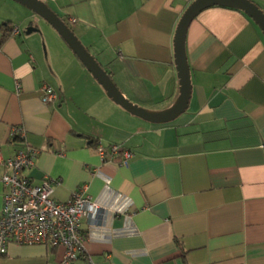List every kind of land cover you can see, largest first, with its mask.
I'll use <instances>...</instances> for the list:
<instances>
[{"label": "crops", "instance_id": "crops-1", "mask_svg": "<svg viewBox=\"0 0 264 264\" xmlns=\"http://www.w3.org/2000/svg\"><path fill=\"white\" fill-rule=\"evenodd\" d=\"M42 1L132 103L156 113L178 101L174 39L187 0ZM251 1L264 11V0ZM185 45L188 107L155 123L115 103L45 19L0 0V152L21 148L12 137L21 127L39 150L27 174L36 184L58 179L57 200L86 186L93 199L133 201L137 234H94L103 224L121 230L124 215L83 219L94 264H264V32L243 10L213 5L192 20ZM43 85L55 90L53 102L43 101ZM99 141L134 157L103 160ZM64 252L11 243L0 264H59Z\"/></svg>", "mask_w": 264, "mask_h": 264}, {"label": "built area", "instance_id": "built-area-1", "mask_svg": "<svg viewBox=\"0 0 264 264\" xmlns=\"http://www.w3.org/2000/svg\"><path fill=\"white\" fill-rule=\"evenodd\" d=\"M189 3L195 0H187ZM21 33L13 26L12 34ZM43 101L51 103L56 98L55 90L43 85ZM17 91L21 84L17 82ZM12 137L21 144V148L11 157L0 152V167L4 169L1 181L4 186L3 207L0 210V254L7 253L11 243L22 245L50 244L62 246L64 256L59 264H73L82 259L85 264H94L87 254V237L82 230V221L86 217L95 219L98 215L125 216L121 230L95 227L96 236L102 231L109 235L137 234L138 229L132 223L134 214L132 199L123 193H111L102 199H93L86 194V186L80 187L68 201H59L54 197L53 184L59 182L45 176L36 184L27 174L35 165L39 150L26 142V132L14 127ZM96 150L106 160L119 158L121 164L128 165L134 157L131 149L119 144L103 145L100 141ZM108 229V230H107ZM112 232H109V231ZM104 234V233H102ZM106 235V234H105Z\"/></svg>", "mask_w": 264, "mask_h": 264}, {"label": "water", "instance_id": "water-1", "mask_svg": "<svg viewBox=\"0 0 264 264\" xmlns=\"http://www.w3.org/2000/svg\"><path fill=\"white\" fill-rule=\"evenodd\" d=\"M15 1L28 7L31 11L45 19L57 30L86 68L103 86L107 95L113 99L115 103L121 105L130 113L155 123L172 121L185 112L188 107L192 85L185 43L188 27L199 12L213 5L238 8L249 15L264 32V11L251 0H195L191 2L178 24L174 39L175 62L177 64L181 83V93L179 99L171 108L161 112L151 113L132 103L124 96L109 73L99 64L95 57L78 39L74 31L46 4V2L42 0Z\"/></svg>", "mask_w": 264, "mask_h": 264}, {"label": "trees", "instance_id": "trees-1", "mask_svg": "<svg viewBox=\"0 0 264 264\" xmlns=\"http://www.w3.org/2000/svg\"><path fill=\"white\" fill-rule=\"evenodd\" d=\"M17 144H19L20 146H21V144L20 143H18V142H16Z\"/></svg>", "mask_w": 264, "mask_h": 264}]
</instances>
